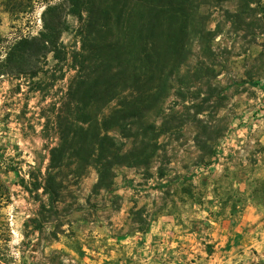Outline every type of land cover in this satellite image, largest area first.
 <instances>
[{
  "label": "rangeland",
  "instance_id": "obj_1",
  "mask_svg": "<svg viewBox=\"0 0 264 264\" xmlns=\"http://www.w3.org/2000/svg\"><path fill=\"white\" fill-rule=\"evenodd\" d=\"M62 1L0 0V264H264V0H193L201 14L181 37L193 48L166 52L161 101L132 138L111 132L127 147L144 135V156L101 190L94 166L76 180L69 169L85 163L72 157L52 204L26 185L42 182L61 141L55 115L76 71L70 55L21 57L15 45ZM205 22L212 41L195 36ZM79 25L68 16L70 53Z\"/></svg>",
  "mask_w": 264,
  "mask_h": 264
},
{
  "label": "trees",
  "instance_id": "obj_2",
  "mask_svg": "<svg viewBox=\"0 0 264 264\" xmlns=\"http://www.w3.org/2000/svg\"><path fill=\"white\" fill-rule=\"evenodd\" d=\"M192 7L193 0H63L46 6L42 30L38 36L20 39L17 56L53 53L57 60H67L70 55L76 74L55 115L61 141L51 149L42 182L32 183V188L26 185L30 192L42 188L49 201L57 203L65 187L62 178L68 177L66 162L72 157L85 163L83 169H69L76 180L94 166L95 189H109L117 166L144 156L151 144L144 135L139 146L127 147L111 132L122 130L124 138H132V122L145 123L151 103L161 101L162 86L173 81L164 73L166 52L182 55L193 48L181 39L188 36L186 23L195 19L192 15L201 14ZM70 15L80 22L76 33L80 45L71 53L62 41ZM216 35L206 22L195 33L203 41ZM173 66L181 69L182 60L176 59ZM149 128L157 142L158 125L154 122ZM2 200H10V189L0 178Z\"/></svg>",
  "mask_w": 264,
  "mask_h": 264
}]
</instances>
